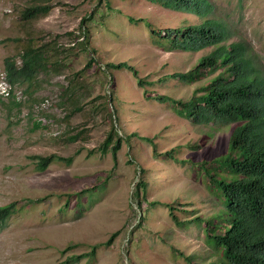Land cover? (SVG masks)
Wrapping results in <instances>:
<instances>
[{
  "label": "rangeland",
  "instance_id": "374dc122",
  "mask_svg": "<svg viewBox=\"0 0 264 264\" xmlns=\"http://www.w3.org/2000/svg\"><path fill=\"white\" fill-rule=\"evenodd\" d=\"M210 1V16L235 32L230 41L248 42L264 65V0ZM36 5L51 8L25 17ZM203 20L150 0H0V73L7 74L9 58L20 66L30 47L45 57L32 80L14 85L20 102L0 98V207L16 202L18 208L0 233V264L220 259L206 223L223 204L200 164L226 154L237 123L196 124L157 99L187 101L218 71L194 82L174 77L212 48L169 50L152 31ZM120 62L133 66L138 78L108 65ZM51 155L53 162L40 170V158ZM70 157L69 164L60 159ZM197 216L202 223L190 220Z\"/></svg>",
  "mask_w": 264,
  "mask_h": 264
},
{
  "label": "trees",
  "instance_id": "16d2710c",
  "mask_svg": "<svg viewBox=\"0 0 264 264\" xmlns=\"http://www.w3.org/2000/svg\"><path fill=\"white\" fill-rule=\"evenodd\" d=\"M150 1L204 19L202 23L188 27L166 28L163 31L152 28L159 38L168 43L169 50L197 52L212 48L193 69L173 76L194 82L218 71L187 101L164 96L157 99L171 102L179 115L196 124L237 123L226 154L200 164V169L205 170L210 190L221 198L223 204L222 213L205 222L208 240L214 241L220 253L218 261L207 264H264V65L256 59V55L251 54L248 42L243 39L230 41L235 32L225 21L210 16L214 14V5L210 0ZM50 8L49 5H36L26 9L24 16L47 14ZM131 20L134 21L133 18ZM44 58L40 47H30L21 55L20 66L15 60L7 59L5 69L10 83L14 86L32 80L40 72ZM108 65L127 68L138 78L137 71L127 62ZM138 84L142 86L144 81L138 79ZM77 136L70 140H75ZM141 138L153 142L152 138ZM112 140L110 133L102 151L107 152ZM121 141V137L116 140L113 151L119 148ZM165 155L172 157L173 151ZM54 158L55 155L41 157L39 169L45 170ZM60 159L68 164L73 160L72 157ZM143 184L140 182L139 186ZM80 206L84 204L77 202L78 212L84 210ZM68 207L69 203L65 208ZM17 210L16 202L0 207V233ZM172 216L177 219L174 213ZM190 220L202 223L203 219L197 216ZM94 252L86 256H92ZM62 264H68V261Z\"/></svg>",
  "mask_w": 264,
  "mask_h": 264
},
{
  "label": "built area",
  "instance_id": "2783aa9c",
  "mask_svg": "<svg viewBox=\"0 0 264 264\" xmlns=\"http://www.w3.org/2000/svg\"><path fill=\"white\" fill-rule=\"evenodd\" d=\"M74 43H72L73 45ZM13 86L8 80L6 73H0V97L3 99H10L13 101L20 102L22 98V94L19 92H15Z\"/></svg>",
  "mask_w": 264,
  "mask_h": 264
}]
</instances>
